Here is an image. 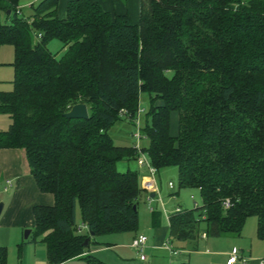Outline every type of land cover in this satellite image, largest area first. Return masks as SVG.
Here are the masks:
<instances>
[{
	"label": "trees",
	"instance_id": "16d2710c",
	"mask_svg": "<svg viewBox=\"0 0 264 264\" xmlns=\"http://www.w3.org/2000/svg\"><path fill=\"white\" fill-rule=\"evenodd\" d=\"M23 1L0 0L8 18L0 19V47L15 49L14 88L0 91V114L11 118L0 149H23L38 186L55 197L33 208L32 241L45 244L50 264H108L87 253L85 240L137 231L142 173L117 164L137 160L139 150L116 143L110 129L124 119L135 125L143 93V151L156 177L176 166L173 195L196 188L202 198L170 215L171 239L238 237L254 216L264 240V0H141L138 23L101 1L71 0L64 17L60 0L20 13ZM52 39L63 42L61 56ZM80 102L89 118L66 117ZM152 211L158 225L161 212Z\"/></svg>",
	"mask_w": 264,
	"mask_h": 264
},
{
	"label": "crops",
	"instance_id": "0c3cea01",
	"mask_svg": "<svg viewBox=\"0 0 264 264\" xmlns=\"http://www.w3.org/2000/svg\"><path fill=\"white\" fill-rule=\"evenodd\" d=\"M69 1L71 0H60L58 12L60 17L67 14ZM94 1H101L103 6L112 12L129 13L136 23L140 20L141 0ZM140 103L141 109H145V114L141 115L145 125L146 114L150 106L149 95L143 93L140 97ZM0 115H3L0 116V130H5L8 128V124H11V118L8 114L1 113ZM172 125L173 117L171 133ZM134 130V124L124 119L118 121L110 129V134L115 142L120 145L136 147L139 143L143 150L147 149L150 145L149 139L143 138L137 142L132 135ZM117 167L121 172L129 169L140 171L143 174L141 175L143 177L141 186L147 193V198L149 195L152 197L151 202L147 200L148 204L153 206L155 211L161 203V207L166 212L165 198L162 196L159 185L161 179L159 172L152 181L154 186H147L144 184V178L148 175L147 169L140 166L137 160L120 161ZM9 180L11 181L10 184L8 183ZM169 188L173 191L176 187L173 189L169 185ZM194 189L200 193L199 189ZM152 193L155 195L152 196ZM179 194L172 195L170 198L176 199ZM0 201L4 202V208L0 214V247H6L7 250L18 248V264H50L45 244L39 240L32 241L36 226L33 208L36 205H53L55 197L52 193L43 192L40 189L27 163L25 151L21 148L0 149ZM193 201L192 207L185 205H178L177 207L194 208L200 206L195 197ZM155 204H157L156 207ZM176 208L171 213L166 212L167 222L165 225L162 223L161 217L158 225H154L151 209L149 225H144L146 229H138V231L132 232L133 234H128V232L106 234L110 236L108 238L110 241H99L96 240L97 237L93 238L90 240L87 253L94 254L108 264H227L233 252H239L241 257L247 258L246 261H238L234 264H260V258L264 259V240L260 239L256 233L258 229L256 217L252 216L247 219L243 234L238 237H210L205 236L203 232L196 241L172 240L170 237V215L175 212ZM26 228L32 230L27 239L24 234ZM140 232L148 236L147 260L140 259L132 246L134 238ZM166 243H170L173 249L178 250V252L175 253L166 248ZM60 264H82V260L76 257Z\"/></svg>",
	"mask_w": 264,
	"mask_h": 264
},
{
	"label": "rangeland",
	"instance_id": "374dc122",
	"mask_svg": "<svg viewBox=\"0 0 264 264\" xmlns=\"http://www.w3.org/2000/svg\"><path fill=\"white\" fill-rule=\"evenodd\" d=\"M28 0H24L22 4H26ZM31 10L30 9H25V13H29ZM0 19L1 21L5 22L8 20L7 15L4 12H0ZM48 47L53 53H56L58 56H61L64 52V46L63 42L59 39H52ZM15 60V49L11 44H4L0 47V91H11L14 88L13 80H14V75H15V70L13 67V63ZM145 114V109H141V115ZM141 115L138 117L140 118L141 121H143L141 118ZM3 116V115H0ZM173 117V125H172V133L173 134H178L179 132V126H178V121H177V113L174 112L172 114ZM10 124H8L9 128ZM7 128V129H8ZM5 129V130H7ZM146 172V171H144ZM160 173V188L162 192V196L165 198V205L167 207L166 212L171 213L178 205H185L187 207H192L194 201L191 199V196H195V200L198 202V204L201 206L202 205V198L200 193L195 191L194 188H184L180 191V194L178 198L172 199L170 196L173 195L172 191L169 188V183L173 181L175 184V191L178 190V181H179V173H178V168L176 166H168L165 168H162L159 170ZM143 175V174H142ZM143 181V177L141 176V182ZM144 184L147 186H152V181L150 180L149 177L145 176L144 178ZM173 190V191H174ZM172 193V195H171ZM150 196V195H149ZM148 196V198H149ZM147 193L142 194L139 200V215H140V223L138 226V229H146L144 225H149V220L151 219V207L148 204L147 200ZM3 202V201H0ZM4 203V202H3ZM157 204H155V207ZM162 204L160 203V206H158V210L161 212V219L162 223L165 225L167 222L166 218V212H164V209L161 207ZM83 222L81 218V211L80 208L77 207V225H80ZM147 223V224H146ZM26 229H31V228H26ZM25 229V230H26ZM137 229V231H138ZM24 230V234H25ZM255 230V228H254ZM130 231L128 234H133ZM257 233V230H256ZM140 234H144L143 232ZM138 234V235H140ZM137 235V236H138ZM110 238L109 235H99L97 236L96 240L99 241H110L108 240ZM18 253L19 249L16 248L14 250H9L8 249V264H18ZM115 253V251H114ZM262 259V258H260Z\"/></svg>",
	"mask_w": 264,
	"mask_h": 264
},
{
	"label": "built area",
	"instance_id": "2783aa9c",
	"mask_svg": "<svg viewBox=\"0 0 264 264\" xmlns=\"http://www.w3.org/2000/svg\"><path fill=\"white\" fill-rule=\"evenodd\" d=\"M39 0H28L26 4H22L21 6H19L18 8V12H23V9H31ZM141 115V110L139 111L138 117ZM136 118L135 119V130L133 131V137L134 139L139 142L140 140H142L143 138H145L143 132H142V128L144 127L143 122L140 120V118ZM139 150V157L137 158V162L140 166L147 168L148 170V175L147 177L150 178L151 181H153L155 179L156 176V168L150 163L149 158L147 157L146 153L143 151L142 147H140L139 143H137L136 146ZM10 180L8 181V183L10 184ZM170 187L174 188L175 185L173 182H170ZM154 186V185H153ZM194 195L191 196L192 199H194ZM149 202H151L152 197L149 196L148 198ZM224 206L225 207H229L230 206V202L229 200L224 202ZM151 209L153 210L154 207L151 206ZM182 208L181 207H177L175 211H181ZM88 229V225L85 222H82L80 225H77V232L78 233H83L85 231H87ZM205 236L207 235L206 232L203 233ZM147 242H148V236L145 234H140L137 237L134 238L133 242H132V246L135 249L138 257L142 260H147V253H146V249H147ZM166 248H169L170 250H172L173 252L177 253L178 250L173 249L172 245L170 243H166ZM247 258L245 257H241L239 255V252H233L231 254V256L229 257L227 264H234L238 261H246ZM260 264H264V259L260 260Z\"/></svg>",
	"mask_w": 264,
	"mask_h": 264
},
{
	"label": "water",
	"instance_id": "95a60500",
	"mask_svg": "<svg viewBox=\"0 0 264 264\" xmlns=\"http://www.w3.org/2000/svg\"><path fill=\"white\" fill-rule=\"evenodd\" d=\"M10 13V11L8 12ZM65 116L68 118H89V109L86 103L80 102L71 107V109L65 113ZM155 194L152 193V196ZM4 208V203L0 202V214L2 213V210ZM31 229L25 230V238H29ZM94 235V233H92ZM84 245L89 246L90 245V238H87L84 242Z\"/></svg>",
	"mask_w": 264,
	"mask_h": 264
}]
</instances>
